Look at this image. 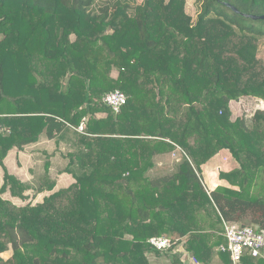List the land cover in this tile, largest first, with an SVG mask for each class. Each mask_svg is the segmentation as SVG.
Here are the masks:
<instances>
[{
  "label": "trees",
  "instance_id": "1",
  "mask_svg": "<svg viewBox=\"0 0 264 264\" xmlns=\"http://www.w3.org/2000/svg\"><path fill=\"white\" fill-rule=\"evenodd\" d=\"M197 1L192 19L185 0H0V166L43 134L69 141L61 172L74 179L18 205L2 195L24 200L55 180L48 166L33 185L4 169L0 264H157L167 253L187 264L179 246L198 264H231L223 222L264 231V108H230L264 100V19L243 15H264V0ZM115 89L118 112L103 102ZM220 150L235 164L209 190L201 166ZM152 236L182 242L159 251ZM238 264H264V249Z\"/></svg>",
  "mask_w": 264,
  "mask_h": 264
},
{
  "label": "crops",
  "instance_id": "2",
  "mask_svg": "<svg viewBox=\"0 0 264 264\" xmlns=\"http://www.w3.org/2000/svg\"><path fill=\"white\" fill-rule=\"evenodd\" d=\"M258 101L264 100L260 99ZM232 102L233 101H231V103ZM70 149L71 147L68 140L47 138L42 134L36 142L27 144L20 150L17 148L9 150L3 159V165L0 166V174L3 176L4 169H6L8 173L16 176L20 181L33 185L38 177L44 174L45 168L48 166V175L51 179L55 180L53 189L36 194H34L35 192L33 189H29L26 192V195L31 194V198L36 199L35 203L41 202L44 196L60 188H64L74 181L70 174L61 172V169L67 163V159L64 155ZM224 153H226V151L220 150L201 166L203 183L209 190L214 189L217 185L227 186V182L219 179L218 172L215 171V167L220 165V157ZM163 157L164 156L157 158L158 163H161V158ZM230 163L232 166L235 164L233 161ZM227 167L228 165H225V168ZM1 183L2 177H0V184ZM8 198L12 201L18 199L10 196ZM178 248L180 249L181 247L179 246ZM8 255V252L2 254L5 258L8 257ZM154 262L159 264V261L155 260Z\"/></svg>",
  "mask_w": 264,
  "mask_h": 264
},
{
  "label": "built area",
  "instance_id": "3",
  "mask_svg": "<svg viewBox=\"0 0 264 264\" xmlns=\"http://www.w3.org/2000/svg\"><path fill=\"white\" fill-rule=\"evenodd\" d=\"M103 102L110 106L115 112H118L120 107L126 102V95L118 90H112L104 94ZM4 114L0 113V135L10 133V128L2 123V117ZM85 127L84 119L81 120L76 130L83 132ZM176 155V153H172ZM231 155L226 152L220 157V165L215 167V171L227 170L232 165ZM234 162V161H233ZM225 165H228L225 168ZM224 232L223 235L226 239L225 244H221L218 249L223 252H228L231 264H238L244 253L249 254L252 257H258L261 255L264 249V231H258L255 227L244 225L241 226L232 222H223ZM148 242L152 247L159 251H165L177 243H181L182 239L178 237L168 236H152L148 239ZM183 255L184 262L187 264H198L196 259L186 251L178 249Z\"/></svg>",
  "mask_w": 264,
  "mask_h": 264
},
{
  "label": "rangeland",
  "instance_id": "4",
  "mask_svg": "<svg viewBox=\"0 0 264 264\" xmlns=\"http://www.w3.org/2000/svg\"><path fill=\"white\" fill-rule=\"evenodd\" d=\"M137 3H140L142 0H135ZM185 12L188 13L192 19L196 17L197 11L199 10V2L197 0H185V5H184ZM258 57H261L264 60V38L260 40V44L258 47ZM260 98L253 97V96H243L241 97L238 101H233L230 104V108L232 109V112L235 116H245V117H250L252 113L260 108H264V101H258ZM179 157V153H176V155H165L163 158H161V164L157 166L154 169V174H163L164 172L167 171V169H170L173 161ZM160 163V162H159ZM0 177L2 175L0 174ZM31 194L27 195L26 199H15L13 202L18 205H23L24 203L30 201L32 204L35 203L36 199L31 198ZM3 197H9L8 193H4L2 195ZM246 225H250L247 223ZM10 253V252H9ZM172 254H164L162 256H159L156 259L159 261V264H173L170 262V256ZM155 260V259H154Z\"/></svg>",
  "mask_w": 264,
  "mask_h": 264
},
{
  "label": "water",
  "instance_id": "5",
  "mask_svg": "<svg viewBox=\"0 0 264 264\" xmlns=\"http://www.w3.org/2000/svg\"><path fill=\"white\" fill-rule=\"evenodd\" d=\"M234 12H239L234 6L227 4ZM245 17L253 18V19H264V15H252V14H243Z\"/></svg>",
  "mask_w": 264,
  "mask_h": 264
}]
</instances>
